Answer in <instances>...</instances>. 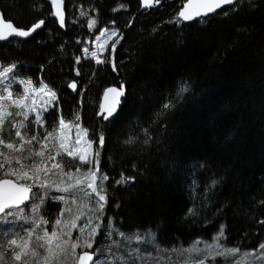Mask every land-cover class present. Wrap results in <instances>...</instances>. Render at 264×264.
<instances>
[{
  "label": "trees",
  "instance_id": "obj_1",
  "mask_svg": "<svg viewBox=\"0 0 264 264\" xmlns=\"http://www.w3.org/2000/svg\"><path fill=\"white\" fill-rule=\"evenodd\" d=\"M185 2L143 10L136 0H63L61 26L52 0H0L3 18L19 29L44 21L31 38L2 43L0 65L56 94L32 131L79 116L108 177L103 214L115 232L150 231L163 248L217 244L254 255L264 250V0H238L191 22L178 19ZM104 28L118 32L114 57L83 58ZM110 86L125 94L106 121L99 104ZM122 176L134 179L117 183ZM42 212L51 223L61 203L49 200ZM0 246L4 264H14L1 238Z\"/></svg>",
  "mask_w": 264,
  "mask_h": 264
},
{
  "label": "rangeland",
  "instance_id": "obj_2",
  "mask_svg": "<svg viewBox=\"0 0 264 264\" xmlns=\"http://www.w3.org/2000/svg\"><path fill=\"white\" fill-rule=\"evenodd\" d=\"M119 41L120 38H118L117 30L101 29L92 41L86 42L82 50V57L92 58L97 63H102L106 56L112 59ZM85 49H88V51L85 52ZM28 80H31L32 84H28ZM0 81H2L0 82V89H3L11 83L13 96L17 94L27 96L24 107H16L10 100L0 101V104L4 106L3 110L12 113L10 116H5L3 131L0 132V137L19 148L23 141L20 137L15 136L14 133L16 130L21 131L24 140L30 139L32 135L36 136V139L33 140L31 144H24V150L22 152H13L3 145H0V151L18 157L21 164L24 166L21 169V165L13 161L10 166L5 165V168L11 167L13 169H20L23 172H27L29 176L36 174L39 181H45L49 185H52V187L47 190L40 189L39 187L33 188L34 192H39L44 195L43 204L39 212H33L32 205L34 203L38 204L40 201L30 200L29 204L15 210L14 216L0 219V224L3 226V235H0V238L5 246H7L6 248H8L7 241L9 239L16 238L18 244H22L23 240L28 239L27 230L35 226L33 222L40 223L41 218L46 219L42 209L47 201H57L54 197L62 195L65 197L66 202L59 201L61 203V210L70 208L71 211H65L63 215H61L60 212L51 223L46 225L41 224L40 228L36 229V233L31 238V246L36 247L41 253V256L35 258L29 256L25 258L34 261L35 264H39V261H42L43 256L47 254L43 248H39V244L45 242L37 241L36 239V235H43V229L47 228L48 231L51 232L53 228H55V230L60 233L70 231L71 238L63 236L62 239H67L69 243H71L72 240L81 235V228H84V234L86 235L90 229L96 227L97 224L100 225L98 231L100 239L97 241V234L93 244V250L98 253L97 257H106L108 254H111L123 263H127L131 260L134 264H199L200 259H204L205 264H264V250L254 255H250L244 251H235L227 255H219L218 253L225 252L227 249L219 246L208 248L200 244L192 248H198L202 251L192 252L177 248L158 247L155 242V236L150 231L133 232L130 234L115 232L112 229L110 218L103 214V210H98L97 202L99 201V197L95 194L92 196L86 195V193L91 192V189L88 188V184L91 182L92 178L90 176L86 177L84 173L88 169L94 170L97 164L94 163L93 144L91 143L89 146V139L87 134L84 133V128L79 121L77 119H73L69 122L64 121V126L61 127L60 120L50 130L40 133L32 131V124H43L42 119L40 123L36 122V116L39 115L42 118L43 114L52 107L56 95L55 97L51 96L48 86L47 88H42V84H47L41 80L35 82L30 78L26 79L15 75L14 81L11 80L10 77H0ZM22 81L23 83H21ZM0 95L6 96L7 93H0ZM18 112L21 113V115H16ZM24 114L28 115V119H30V117L32 118L29 125L28 120L24 119ZM21 121H23L25 125L23 128L20 126ZM13 124L16 125L15 129L12 128ZM77 125H79V127H77ZM49 132L52 133L51 137L47 136ZM77 141L79 142L77 143ZM61 143L64 144V148L60 147ZM65 148L72 152L73 156L77 158L73 159L69 157L65 152ZM58 151L60 153L59 156H57ZM37 152L43 154L36 155ZM80 155H85L90 163H81L78 159ZM49 157H56V159H49ZM1 160H3V157H1ZM72 162H74L75 168L72 167ZM57 163L62 166V170L61 168L55 167ZM37 166L40 169L38 173ZM45 168H47L48 171H44ZM77 169L80 171H77ZM64 173H69L71 178ZM101 176L100 173H96V183H102L104 188L103 194H105L106 188L104 180H100ZM0 177H3V170H0ZM21 182L28 184L37 183V181L33 180ZM55 185H59L61 188L71 185L72 190L68 193L56 191ZM99 203L104 204V201H99ZM97 217H99V219H97ZM58 218L62 220V223L56 226L55 220ZM17 220H21L24 224L23 228H15L14 225ZM73 221L76 224L74 228L71 227ZM136 237H140L141 239H137ZM57 243H62V240H53L51 247L59 252V249L55 247ZM95 244L98 245L95 246ZM149 246L155 249L154 252H151V249L147 250ZM79 251L80 250L77 249V252ZM63 258V254H61V259ZM10 260H12L14 264H23V261H16L12 255L10 256ZM127 264H129V262Z\"/></svg>",
  "mask_w": 264,
  "mask_h": 264
},
{
  "label": "snow or ice",
  "instance_id": "obj_3",
  "mask_svg": "<svg viewBox=\"0 0 264 264\" xmlns=\"http://www.w3.org/2000/svg\"><path fill=\"white\" fill-rule=\"evenodd\" d=\"M60 2L62 3L63 0H60ZM142 2L146 6H151L153 2L158 4L160 0H142ZM235 2L236 0H216L215 3H211L206 6V11H203V12L197 11L194 14H188L187 8L189 7V4L192 3V0H189V4L182 5V10L178 13V19L190 20L193 18L194 15L196 16L207 15L208 12L215 11L216 8L221 7L223 4H234ZM52 3L55 5L57 3V0H52ZM121 7H123V5H121ZM55 14L60 16V24L61 26H63L64 24L63 16L59 12ZM81 15H84V13L82 12ZM94 23L95 21H90L89 26H91ZM43 24H44V21L41 20L35 25H33L31 28H29L28 30H23V29H18L11 22H3L2 16H0V41L8 40L9 37H12V36L27 37L33 31H35L36 29H39ZM84 51L87 52L88 49H85ZM15 67L16 66L14 64L11 66H6V67L0 66V77H10L11 80L14 81ZM77 75H79V71H77ZM21 83H23V81ZM27 83L32 84V81L28 80ZM41 87L47 88V85L42 84ZM70 87L75 88V84L70 85ZM184 90L185 89L182 88L181 92ZM49 92L52 97H55L56 95L55 92L51 91L50 89H49ZM109 92L113 94V103L107 109H104L103 105L101 106L104 111H107V115L104 116V119H108L109 117L113 115V113L116 111V106L120 103L119 98L124 95L123 86H121L120 89L110 88L106 91L105 95L107 96ZM0 93H7L6 96L0 95V101L10 100L11 103L15 105L16 107H24V102L26 101L27 96L21 95V94H17L16 96H13V93L11 91V83H9L3 89H0ZM164 107L168 108L169 105L165 104ZM3 109H4V106L0 104V132L3 131V123H4L5 116L12 115L11 112L4 111ZM16 115H21V113L18 112L16 113ZM24 119L28 120L27 114H24ZM41 119L42 118L39 115L36 116L37 123H40ZM77 120H79V116H77ZM64 123L65 122L63 121V119H61L60 121L61 127L64 126ZM20 126L22 128L25 126L23 121L20 122ZM77 127H79V125H77ZM12 128L15 129L16 125L13 124ZM83 131L85 134H87V129H83ZM14 134L17 137H20L21 140L23 141V143L20 145L19 148H17L13 143L6 142L2 137H0V145H3L5 148L12 150L13 152H17V151L22 152L24 150V144H31L32 141L36 139V136L32 135L30 139L24 140L22 133L19 130H16ZM47 136L51 137L52 133L49 132ZM78 142L79 141H77V143ZM103 142H104V137L103 135H101L99 137L100 145H103ZM91 143L92 142L89 141V146L91 145ZM60 147L64 148L65 146L63 143H61ZM65 152L67 153L69 157H72L73 159L77 158L73 156V153L68 151L66 148H65ZM42 154L43 153L41 152L36 153V155H42ZM59 155L60 153L58 151L57 156ZM98 155H99L98 152L95 153V156L98 157ZM0 157H3V160L0 161V170H3V177H4V178H0V219H5L8 216H14L15 210H18L21 205H23L26 201H30V200L40 201V203L38 204L34 203L32 205V211L39 212L41 205L43 204L44 195L39 192H34L33 188L39 187L40 189L47 190L48 188L52 187V185H49L45 181H39L38 176L36 174H34L33 176H29L27 172H23L20 169H13L11 167L5 168V165L10 166L13 163V161H15L16 164L21 165V169H22L24 166L21 164V161L18 157L11 156L10 154H6L3 151H0ZM49 159L55 160L56 157H49ZM78 159L81 163H84V164L90 163V161L86 158L85 155H80ZM95 163L97 164V167L94 170L88 169L84 173L86 177L90 176L92 178L91 182L88 184V188L91 189V192L86 193V195L92 196L93 194H95L96 196L99 197V201H104L106 203L107 197L105 194H103L104 193L103 185L102 183L100 184L96 183V173L99 171V168H98V161H96ZM55 167L61 168L62 170V166L59 163H57ZM39 171L40 169L37 166V173ZM44 171H48V169L45 168ZM77 171H80V170L77 169ZM64 174L69 175V178H71L69 173H64ZM8 177H14L15 180L8 179ZM107 179L108 177L106 175H102L100 177L101 181L107 180ZM133 179L134 177L122 176L121 179L117 181V183H127L128 181H131ZM28 180L37 181V183H34V184L20 183V181H28ZM216 183H217L216 181H213L212 185L214 186ZM55 189L56 191L68 193L72 190V186L69 185L68 187L61 188L59 185H55ZM54 199H56L57 201L66 202L65 197L62 195L56 196L54 197ZM99 201L97 202L98 210L102 211L104 208V204L99 203ZM65 211L70 212L71 209L70 208L62 209L61 215H63ZM97 219H99V217H97ZM33 223L35 224V226L27 230L28 239L23 240L22 244H18L16 238H12L7 241V245H8V249L6 250L7 253L11 254L12 257L16 261H23V264H35L34 261L25 259L26 257L31 256L35 258V257L41 256V253L39 252V250L36 247L31 246V238L36 233V229L40 228L41 224H44V225L48 224V221L46 219L41 218L40 223H35V222ZM61 223H62L61 219L58 218L55 220L56 226L61 225ZM261 223H264V221H261ZM71 227L73 228L76 227V224L74 221L71 223ZM99 229H100V225L97 224L96 227L91 228L90 231L85 235L84 228H81L80 229L81 235L77 236L74 240H72L71 243H69V240L67 239H62L63 236H68L69 238H71L70 231L65 232V233H60V232H57L55 228H53L51 232H49L47 228L43 229V235H36V239L37 241L45 242V243L39 244V248H43L47 254L43 256V259L42 261H39V264H66L68 259L71 260V264H102V262L97 259L98 253L96 251H88V250L93 249L95 236L98 234ZM0 235H3V234L0 233ZM222 237H223V227H221L219 236H217L216 239L219 240ZM136 238L141 239L140 237H136ZM53 240H56V241L62 240V243H57L55 246L56 249H59V252H57L51 247ZM196 243L198 244L200 242L197 241ZM217 246L218 245L216 246L207 245L206 247L212 248V247H217ZM259 247L261 249H264V244H261ZM77 249H79L80 251L77 252ZM185 251L200 252L202 250L198 248H192V249L185 250ZM235 251H238V250L228 249L225 252H220L218 254L227 255ZM61 254H63V257H64L63 259H61ZM4 256H5V252H0V264H4V259H3ZM199 264H205L204 259H200Z\"/></svg>",
  "mask_w": 264,
  "mask_h": 264
},
{
  "label": "water",
  "instance_id": "obj_4",
  "mask_svg": "<svg viewBox=\"0 0 264 264\" xmlns=\"http://www.w3.org/2000/svg\"><path fill=\"white\" fill-rule=\"evenodd\" d=\"M136 1H138L141 4V7H142L143 10H148L153 5L152 4L151 6H146L142 2V0H136ZM215 2H216V0H192V3L189 4V0H186V2L184 4H189V7L187 8V13L188 14H194L197 11H201V12L206 11V6L208 4L215 3ZM237 2H238V0H236V2L234 4H223L221 7L216 8L215 11L208 12L207 15H199V16L194 15L193 18L190 19V20H185V19H182V20L183 21H187V22H191V21H196V20H199V19L208 18V17H211V16L215 15L216 13L220 12L221 10H224V9L233 7ZM181 10H182V8H181ZM53 11H54V14L57 13V12H59L63 16V8H62V3L60 2V0H57V3L55 5L53 4ZM0 16H2L1 12H0ZM55 16H56V18L60 22V16H58L56 14H55ZM2 20H3V22H9V21H6L3 18V16H2ZM41 28H42V26L39 29H36L35 31H33L27 37H20V36H12V37H9L8 40L0 41V45L2 43L9 42L10 40H21V41L27 40V39L31 38L32 36H34L35 33L37 31H39ZM23 30H25V29H23ZM26 30H28V29H26ZM110 88L120 89L121 87L119 88V87H116V86H110V87L106 88L104 90V92L102 93V96H101V99H100V104H99V116H102L103 115V118H104V116L107 115V111H104L101 106L103 105L104 106V109H107L113 103V94L109 92L107 94V96L105 95L106 91L108 89H110ZM123 90H124V94H125V88L124 87H123ZM123 96H121L119 98L120 103H121V100H122ZM120 103L116 106V111L113 113V115L111 117L115 116V114L117 113ZM111 117H109L108 119H104V120L107 121ZM29 203H30V201H26L23 205L20 206V208L26 206ZM88 251H94V250H88Z\"/></svg>",
  "mask_w": 264,
  "mask_h": 264
}]
</instances>
